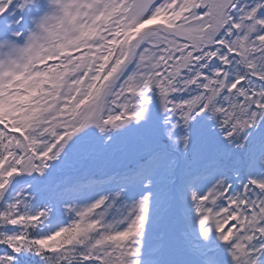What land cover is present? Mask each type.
Listing matches in <instances>:
<instances>
[{"label": "snow or ice", "instance_id": "6c2138e0", "mask_svg": "<svg viewBox=\"0 0 264 264\" xmlns=\"http://www.w3.org/2000/svg\"><path fill=\"white\" fill-rule=\"evenodd\" d=\"M0 264H264V0H0Z\"/></svg>", "mask_w": 264, "mask_h": 264}, {"label": "rangeland", "instance_id": "374dc122", "mask_svg": "<svg viewBox=\"0 0 264 264\" xmlns=\"http://www.w3.org/2000/svg\"><path fill=\"white\" fill-rule=\"evenodd\" d=\"M120 158H121V160H122V157H120ZM124 161H125L124 163H126L127 160H124Z\"/></svg>", "mask_w": 264, "mask_h": 264}]
</instances>
